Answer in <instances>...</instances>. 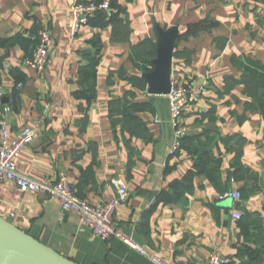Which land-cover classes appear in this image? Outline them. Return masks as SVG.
Wrapping results in <instances>:
<instances>
[{
	"label": "crops",
	"instance_id": "crops-1",
	"mask_svg": "<svg viewBox=\"0 0 264 264\" xmlns=\"http://www.w3.org/2000/svg\"><path fill=\"white\" fill-rule=\"evenodd\" d=\"M93 1L0 0L8 129L13 138L26 127L41 134L20 154L19 172L49 184L65 175L91 204L114 198L115 181L126 184L115 224L173 264H205L213 252L231 264H264V0H112L114 19L96 17L73 36L72 6ZM155 24L179 28L172 83L204 88L184 113L188 133L173 155L169 98L148 93L134 61V47L156 44ZM42 30L52 46L38 73L23 62ZM5 116L0 108V128ZM231 191L241 192L238 203L219 199ZM0 217L79 264H154L95 236L45 194L0 185Z\"/></svg>",
	"mask_w": 264,
	"mask_h": 264
},
{
	"label": "built area",
	"instance_id": "built-area-1",
	"mask_svg": "<svg viewBox=\"0 0 264 264\" xmlns=\"http://www.w3.org/2000/svg\"><path fill=\"white\" fill-rule=\"evenodd\" d=\"M103 12L106 18H111L117 12L111 0H100L89 3L78 2L71 8V31L76 36L84 26ZM52 46V35L48 30H42L38 35V44L32 54L24 59V65L38 73L46 69L50 50ZM204 88H197L194 82L173 84L169 98V111L171 124L174 132V140L170 147V154H175L181 141L187 135V127L183 123L185 111L192 105L199 103L202 99ZM4 94L0 92V107L3 104ZM10 111L5 109V115ZM4 115V116H5ZM37 128L26 127L16 137H11L8 122L3 117L0 128V185L12 184L24 193L45 194L51 200L58 202L62 210L75 213L82 222L88 226L95 236L103 239H117L129 247L141 251L154 264H173L159 256L146 252L133 239L127 237L115 224V216L128 201L130 193L128 186L115 181L117 187L116 195L106 203L91 204L81 199L76 194L69 179L61 175L54 184L37 182L23 175L18 169V158L29 146L40 138ZM240 191L225 192L219 199L232 200L235 204L241 200ZM14 217V214H12ZM235 221L242 219V213L235 210L233 213ZM232 260L211 253L205 264H231Z\"/></svg>",
	"mask_w": 264,
	"mask_h": 264
},
{
	"label": "water",
	"instance_id": "water-1",
	"mask_svg": "<svg viewBox=\"0 0 264 264\" xmlns=\"http://www.w3.org/2000/svg\"><path fill=\"white\" fill-rule=\"evenodd\" d=\"M157 57L155 70L144 73L148 93L169 96L173 87V58L179 28L163 29L155 24ZM156 100V98H154ZM0 264H79L52 250L29 232L21 230L11 220L0 217Z\"/></svg>",
	"mask_w": 264,
	"mask_h": 264
},
{
	"label": "trees",
	"instance_id": "trees-1",
	"mask_svg": "<svg viewBox=\"0 0 264 264\" xmlns=\"http://www.w3.org/2000/svg\"><path fill=\"white\" fill-rule=\"evenodd\" d=\"M100 1V0H99ZM102 1V0H101ZM104 1V0H103ZM111 2H112V0H111ZM112 4H113V2H112ZM113 6H114V4H113ZM115 7V6H114ZM119 14V10L117 9V12L114 14V16L113 17H111V18H106V16H105V14L103 13V12H101L98 16H97V18L100 16L101 17V19L103 18L106 22H108V21H110V20H112V19H114L117 15ZM94 20H96V18L94 19ZM94 20H91L90 22H89V24H91ZM88 24V25H89ZM37 44H38V38H36V45H35V48L37 47ZM152 46H153V44H151ZM151 47V46H150ZM35 48H34V50H35ZM33 50V51H34ZM133 50H134V57L136 56V58H135V64L138 66V65H140V64H142V66H141V71H142V73H146V72H151L152 71V63H151V60L155 57V54H156V44L153 46V49L151 50L150 48H148V42H145V43H143L142 45H140V46H138V47H134L133 48ZM32 51V52H33ZM32 54V53H31ZM30 54V55H31ZM30 55H28V56H30ZM27 56V57H28ZM97 64H98V62L97 61H95L93 64H92V68H91V71L92 72H90V70L88 69L87 70V73H88V75L90 76V79H91V81H92V83H94L95 82V76H96V66H97ZM134 82L137 84V85H139V86H142V87H144L145 86V82L144 81H142V79H140L139 77H136L135 78V80H134ZM85 85H90V83L89 84H85ZM0 108H2V113H3V116L5 115V109L6 108H9V107H6L5 106V104L3 103L2 105H1V107ZM3 120V119H2ZM127 120L128 121H132V122H134V123H136L137 125H139V126H143L144 124H143V122H142V120L141 119H139V118H136V117H129V116H127ZM185 138H186V136L183 138V140L181 141V146H182V143H183V141L185 140ZM181 146H180V148H179V150L181 149ZM179 150L177 151V152H179ZM176 152V153H177Z\"/></svg>",
	"mask_w": 264,
	"mask_h": 264
}]
</instances>
